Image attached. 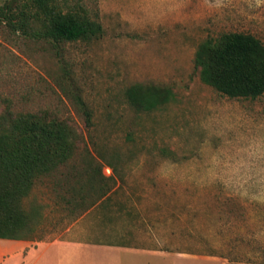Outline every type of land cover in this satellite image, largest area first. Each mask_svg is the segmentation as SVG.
I'll return each instance as SVG.
<instances>
[{
  "label": "rangeland",
  "instance_id": "1",
  "mask_svg": "<svg viewBox=\"0 0 264 264\" xmlns=\"http://www.w3.org/2000/svg\"><path fill=\"white\" fill-rule=\"evenodd\" d=\"M62 5L83 7L101 37L55 44L0 22V117L44 115L76 133L71 159L22 200L32 215L22 235L57 239L80 220L81 235L98 242L105 213L122 231L145 219L155 236L118 238L149 240L186 264H264V96H221L194 66L198 46L225 33L264 45V0ZM134 84L167 87L174 98L137 112L124 96ZM104 190L111 204L90 212Z\"/></svg>",
  "mask_w": 264,
  "mask_h": 264
},
{
  "label": "trees",
  "instance_id": "2",
  "mask_svg": "<svg viewBox=\"0 0 264 264\" xmlns=\"http://www.w3.org/2000/svg\"><path fill=\"white\" fill-rule=\"evenodd\" d=\"M64 2L23 0L14 8L5 5L0 7V22L27 38L55 44L101 37L102 26L97 20L88 18L83 7L79 12L64 11ZM194 66L200 80L221 96L250 100L264 96V45L253 35L230 32L203 41L195 52ZM124 96L137 112L158 110L174 98L171 89L153 84L131 85ZM75 140L76 133L66 122L44 115L0 117V239L30 238L22 235L32 219L22 209V200L39 177L53 174L71 159ZM105 194L104 190L90 206Z\"/></svg>",
  "mask_w": 264,
  "mask_h": 264
},
{
  "label": "crops",
  "instance_id": "3",
  "mask_svg": "<svg viewBox=\"0 0 264 264\" xmlns=\"http://www.w3.org/2000/svg\"><path fill=\"white\" fill-rule=\"evenodd\" d=\"M111 200L112 198L106 195L90 212L100 211ZM107 207L108 205L106 209ZM79 221L70 226L64 235L53 240L0 239V264H186L180 254H175L172 258L168 250L155 247L149 240L127 243L118 238L131 234L155 236V231L143 218L135 228L122 231L117 227L113 229L116 219L104 213V222H100L98 242L86 234L81 235ZM142 221L145 222L144 227L140 226Z\"/></svg>",
  "mask_w": 264,
  "mask_h": 264
}]
</instances>
